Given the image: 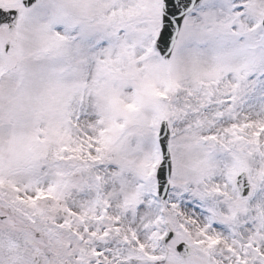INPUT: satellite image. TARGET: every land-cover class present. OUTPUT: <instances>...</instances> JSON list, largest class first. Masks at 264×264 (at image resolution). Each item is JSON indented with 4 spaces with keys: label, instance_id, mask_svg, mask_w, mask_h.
<instances>
[{
    "label": "snow or ice",
    "instance_id": "1",
    "mask_svg": "<svg viewBox=\"0 0 264 264\" xmlns=\"http://www.w3.org/2000/svg\"><path fill=\"white\" fill-rule=\"evenodd\" d=\"M0 264H264V0H0Z\"/></svg>",
    "mask_w": 264,
    "mask_h": 264
}]
</instances>
